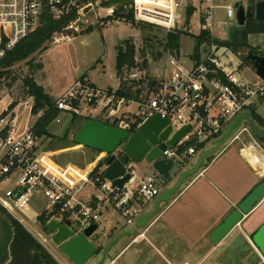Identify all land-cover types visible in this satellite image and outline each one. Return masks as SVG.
<instances>
[{"label":"built area","instance_id":"built-area-1","mask_svg":"<svg viewBox=\"0 0 264 264\" xmlns=\"http://www.w3.org/2000/svg\"><path fill=\"white\" fill-rule=\"evenodd\" d=\"M189 1L131 0L123 7L132 14L133 22L128 23L146 24L166 32L181 31L195 41L189 33L187 10L192 8V15L197 11ZM214 1L199 0L198 35L208 32L210 40H214ZM120 5L118 0H0V60L37 31L45 18L63 25L51 35L47 45L66 46L91 29L103 28L114 20L127 22L118 16ZM224 11L229 25L240 27L235 9L227 6ZM259 35L264 38V34ZM255 48L262 53L264 45ZM226 53L234 55L229 49L214 44L203 50V54L200 49L199 58L190 55L182 60L180 54L168 53L161 78L144 75L145 71L139 69L126 71L121 75L123 81H143L133 89L132 98L119 96V88L101 90L78 80L55 101V107L69 115L100 116L102 123L127 131L129 135L152 116L168 120L172 128L168 140L188 126L182 139L173 147L167 146L162 153L163 158L183 164L185 155L200 154L209 144L213 145L235 118L244 113L250 116L255 101L264 99V80L256 74L259 83L240 79L241 59L236 66L231 57L223 62ZM29 101L33 103L32 98ZM83 106L88 110L84 111ZM14 108L9 106L0 114V208L9 216L36 209L34 220L44 217L47 223L69 221L70 229L77 235L91 224H97L99 229L103 211H112L125 226H133L143 215L145 206L162 193L159 175L152 171L138 178L130 161L123 164L130 178L120 188L104 178L105 164L98 167L108 156L95 158L83 169L70 163L59 165L52 153L42 148V138L33 126L23 131L15 126L14 115L9 113ZM243 134L254 140L244 121L229 140L237 141ZM117 151L114 156L122 161V148ZM87 189L91 192L85 196ZM16 221L22 223L26 219ZM261 259L264 263V257Z\"/></svg>","mask_w":264,"mask_h":264},{"label":"rangeland","instance_id":"rangeland-1","mask_svg":"<svg viewBox=\"0 0 264 264\" xmlns=\"http://www.w3.org/2000/svg\"><path fill=\"white\" fill-rule=\"evenodd\" d=\"M259 1V0H257ZM240 4L246 7L244 0H215L213 11V37L214 40L225 42L228 40V30L232 28L229 25V21L225 16L224 8L231 6L234 8L235 4ZM189 5L194 7L197 11L189 18V33L196 37L199 34L198 25L200 24V8L199 0H190ZM181 17L184 18V11H180ZM232 24L235 22L232 20ZM144 25L137 26L122 21L114 20L107 24L103 28L91 29L80 37H77L71 44L66 46L51 47L46 44L45 50L40 53H36L27 61L18 63L15 65L11 72L12 76H16V82L8 87V80H0V114L4 112L13 102L18 104L9 113L14 115L15 126L20 131L25 130L27 126H33L38 116H33L30 113L32 104L29 98L25 95L22 88V78L32 75L38 85H40L44 93L56 101L74 82L82 79L87 81L90 85L101 90L115 91L119 88V79L116 77L115 64H116V48L123 41H129L134 45L136 57L139 63L142 59L139 57V51L145 48L144 59L147 61V70L144 75L148 73L150 76L161 78L164 66L166 54L164 52V37L166 31L155 27H144ZM149 40L144 42V40ZM248 42L252 47L263 48L264 38L262 35L249 36ZM195 42L189 36L183 33L179 42V54L182 60L188 59L193 53ZM210 47V46H209ZM208 46H202L203 50H208ZM264 54V50L262 51ZM227 57L232 58L234 66L238 65L240 60L235 55L226 53V57L222 60L227 62ZM32 61V65H42L41 70H34L31 68L28 62ZM242 71H240V79L250 82L252 84L259 83L255 72L249 65H243ZM126 72L125 70L122 73ZM82 109L87 111L88 109L83 106ZM255 114L264 119V99L255 101ZM92 119H98L101 122L100 116L96 117L93 114L84 115ZM72 115L60 112L56 119L48 126L47 133L51 137L62 138L66 137L68 148L51 152L54 159L59 165H65L66 163L74 164L80 168H85L94 161V159H101L106 157L104 153L93 152L79 145H72V139L78 130V127L71 126ZM103 122V121H102ZM225 133V132H224ZM223 133V134H224ZM248 136L243 134L240 140L247 143L249 140L253 141V138H247ZM228 140L226 143H228ZM50 142L53 139L42 138V148L49 149ZM224 143V144H226ZM223 144V145H224ZM212 144H209L205 150L211 149ZM222 147V146H221ZM220 147V148H221ZM219 148V149H220ZM118 152V151H117ZM196 158V157H195ZM193 158V161L195 160ZM177 162H175L176 164ZM147 164L140 163L135 166V174L137 177L143 175L152 174ZM37 207V206H36ZM34 211L24 212L23 214L16 213L10 215L13 219H26V221L20 223L57 261L58 264H72L60 251L59 248L52 244L49 235L45 229L34 220ZM7 215L0 213V236L8 235L9 224L7 221ZM116 225L121 228L124 226L123 221L114 214L111 218V212H102L100 226L97 234H102L103 238L94 243L97 248V253L92 257L88 264H94L101 260L102 249L111 242V227ZM144 228L135 230L133 226H124V231L127 234L122 235L117 242L113 245L109 254L106 256L104 264H111V258L115 257L122 250L123 253L120 256L118 263L121 264H134L141 260V258L151 256V260H159L154 248L147 244L146 241L135 242L132 241L138 236ZM134 232L133 234H130ZM107 235V239L105 236ZM115 236V235H114ZM117 250L116 252H114Z\"/></svg>","mask_w":264,"mask_h":264},{"label":"crops","instance_id":"crops-1","mask_svg":"<svg viewBox=\"0 0 264 264\" xmlns=\"http://www.w3.org/2000/svg\"><path fill=\"white\" fill-rule=\"evenodd\" d=\"M198 157L185 159L184 170L195 167ZM263 179L264 149L256 140L244 143L239 138L222 145L169 201L159 204L155 216L132 241H146L159 260H151L149 255L134 264H264L252 241L264 227V197L222 240L211 241L212 233ZM176 181L177 177L162 183V191ZM90 192L87 189L84 195ZM154 201L145 206L143 215L153 210ZM113 215L111 211V218ZM124 226L111 227L112 240L125 232ZM123 251L111 258V264H121Z\"/></svg>","mask_w":264,"mask_h":264},{"label":"water","instance_id":"water-1","mask_svg":"<svg viewBox=\"0 0 264 264\" xmlns=\"http://www.w3.org/2000/svg\"><path fill=\"white\" fill-rule=\"evenodd\" d=\"M234 9L237 24L240 27L244 26L246 22L253 20L264 21V0H259L254 5H247L246 9L237 3ZM243 60L250 63L255 70V74L261 80H264V57L248 53ZM243 121L256 139L264 140V128L257 126L249 114L244 113L242 116L233 120L222 137L214 142L211 149L204 150L199 154L195 167L190 170H184V164H175L174 161L162 157V153L166 147L175 146L187 133L189 127L186 126L177 131L168 140L172 128L168 126L167 119H162L159 116L148 118L132 135H129L127 131L106 125L100 121L87 120L78 128L72 142L74 145L82 146L97 153H104L108 156V159L105 161L106 169L103 176L119 188L130 178L129 174H125V168L123 166L128 161L132 162L135 166L140 163L147 164L151 171L159 175V179L163 184H167L177 177L176 183L171 188L162 191L160 196L154 201L153 210L148 214L140 216L135 221V230H137L147 225L157 213L159 204L169 201L178 192L180 186L200 169L204 159L215 154L231 138L232 134L240 128ZM120 147L124 153L122 161L116 159L114 156V153ZM185 158L188 159L189 155H185ZM263 197L264 179L241 202L237 210L233 211L212 233L211 241L218 243L222 240ZM7 221L9 224L8 235L0 236V264H6L8 262L9 246L13 238L10 222L8 219ZM70 226L71 223L69 221H65L62 224L56 221H50L45 225V231L49 235L52 244L58 247L59 251L72 264H88L97 253V248L94 243L103 238V235L97 234V224L89 225L81 234L77 235H74ZM133 233L131 232L130 234ZM124 234H127V232L119 234L104 247L101 260L94 264H104L111 248ZM252 241L264 257V227L253 236Z\"/></svg>","mask_w":264,"mask_h":264},{"label":"trees","instance_id":"trees-1","mask_svg":"<svg viewBox=\"0 0 264 264\" xmlns=\"http://www.w3.org/2000/svg\"><path fill=\"white\" fill-rule=\"evenodd\" d=\"M130 1L131 0H118V2L121 4L117 11L118 16L120 18L126 19L127 22H133L132 14L129 10L124 9L123 6H127ZM244 1L247 5H254L257 2V0ZM192 13L193 9L189 8L187 10V17H190ZM139 25H144L142 29H144V27H153L146 24ZM139 25H137V27ZM62 26V23L59 24L49 18H45L42 21V26L37 31L21 40L12 51L7 53L5 58L0 60V80H8V87L13 85L16 82L17 77L12 76V68L18 63L27 61L36 53L43 52L51 35L55 31L60 30ZM259 34H264V21L253 20L251 22H246L242 27L230 29L228 32V40L225 42L210 40L208 32H202L200 33V35L195 37V45L192 57L199 58L200 49L203 45L209 47L211 44H214L218 47H225L229 49L235 56H238V58L241 59L243 65L251 66L250 63L243 60L248 53L264 57V54L258 52V50L255 47H252L248 42L249 36ZM182 35L183 32L181 31L165 33V54H179V42ZM148 41L149 40L147 39L144 40L145 43ZM144 56L145 48L143 46V48L139 51L138 57L142 59V62L138 63L134 45L129 41L121 42L116 48L115 71L116 77L119 79V96L132 98L133 89L138 87V85L143 82L139 81L137 83L133 81H123L121 79V75L123 70L127 72L135 69H139L141 71L147 70V61L146 59H144ZM32 61L33 60L28 62L31 68H33L34 70L42 69L41 64L33 66ZM147 79H150L148 75ZM80 80L83 81L84 77ZM21 81L25 95L28 98L33 99V106L30 111L31 115L37 116L39 115V113H42L41 116H38L36 123L33 125L35 133L41 138L53 139V142H50L49 149H45V151L53 152L68 148L69 146L67 145L66 137L54 139L47 133L48 126L56 119L57 115L60 113V111L55 107V101H53L50 96L44 93L43 88L36 83L32 75H28L22 78ZM17 104V102H13L10 105V108H14ZM250 117L257 124V126H259L260 128H264V119L255 114L254 109L250 111ZM87 120H91V118L81 117L73 114L70 122L71 126L79 128ZM105 124L108 125V123L106 122ZM254 140H256V142H258L264 149V140H258L255 137ZM72 145L74 146L73 142ZM107 159L108 158L104 159L98 167L101 168L105 164V161ZM1 212L7 215V219L10 222L13 232V238L9 246V257L7 259L8 262L6 264H58L57 261L47 252V250L18 221L13 219L0 208V213ZM38 223L45 229L47 220L44 217H41L40 219H38Z\"/></svg>","mask_w":264,"mask_h":264},{"label":"flooded vegetation","instance_id":"flooded-vegetation-1","mask_svg":"<svg viewBox=\"0 0 264 264\" xmlns=\"http://www.w3.org/2000/svg\"><path fill=\"white\" fill-rule=\"evenodd\" d=\"M183 164H186V163H183ZM105 239H107V235L105 236ZM103 250V249H102Z\"/></svg>","mask_w":264,"mask_h":264}]
</instances>
